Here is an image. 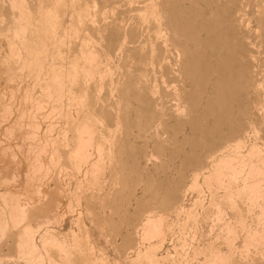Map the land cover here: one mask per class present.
I'll use <instances>...</instances> for the list:
<instances>
[{"label":"rangeland","instance_id":"374dc122","mask_svg":"<svg viewBox=\"0 0 264 264\" xmlns=\"http://www.w3.org/2000/svg\"><path fill=\"white\" fill-rule=\"evenodd\" d=\"M189 69L193 78L208 75L207 83L192 87ZM238 76L247 93L226 100L225 78ZM221 106H232V126ZM263 122L264 0H0V225L16 202L28 208L17 227L0 229V264H28L16 244L25 225L36 232L37 264H146L135 252L148 243H159L153 252L165 264H224L215 254L225 264H264V182L246 174L249 159L253 170L262 167ZM88 124L92 144L78 167L68 154ZM252 145L260 154L249 158ZM219 157L233 166L248 159L241 177L262 190L253 186L251 200L229 206L223 186L206 182ZM147 214L167 217L163 238L142 236ZM44 239L64 249L44 248Z\"/></svg>","mask_w":264,"mask_h":264},{"label":"bare ground","instance_id":"6f19581e","mask_svg":"<svg viewBox=\"0 0 264 264\" xmlns=\"http://www.w3.org/2000/svg\"><path fill=\"white\" fill-rule=\"evenodd\" d=\"M237 1V0H236ZM155 2V1H154ZM14 3V2H13ZM16 3V2H15ZM39 3V2H38ZM84 3V2H83ZM94 3V2H93ZM55 4H56V2H55ZM79 4V3H78ZM82 4V3H81ZM71 5H72V2H71ZM83 5V4H82ZM76 6V5H75ZM49 7H50V5H49ZM52 7V6H51ZM84 7V6H83ZM19 8V7H18ZM164 8V7H163ZM54 9H55V7H54ZM78 9V8H77ZM149 9V8H148ZM74 10V9H73ZM59 11V10H58ZM155 11V10H154ZM63 12V11H62ZM19 14H20V12H18ZM32 14V13H31ZM48 14V13H47ZM46 14V15H47ZM50 14V13H49ZM185 14V13H184ZM45 15V14H44ZM43 15V16H44ZM234 15V14H233ZM52 15H50L49 17H51ZM32 17V16H31ZM18 18V17H17ZM163 18V17H162ZM19 19V18H18ZM43 19H45V18H43ZM47 19V18H46ZM15 21V20H14ZM70 21V20H69ZM53 22V21H52ZM232 22V21H231ZM29 23V22H28ZM40 23V22H39ZM46 23V22H45ZM45 23H43V25L45 24ZM165 23H167V22H165ZM41 24V23H40ZM168 24H169V22H168ZM181 24V23H180ZM24 25V24H23ZM22 25V26H23ZM84 25H85V23H84ZM227 25H229V24H227ZM233 25V24H232ZM19 26V25H18ZM32 26V25H31ZM51 26V25H50ZM83 26V25H82ZM231 26V25H230ZM25 27H27V26H25ZM43 27V26H42ZM65 27V26H64ZM225 27V26H224ZM239 27V26H238ZM52 28V27H51ZM167 28H168V26H167ZM166 28V29H167ZM234 28H235V26H234ZM22 29V28H21ZM21 29H20V31H21ZM25 29V28H24ZM23 29V30H24ZM45 29V28H44ZM75 30V29H74ZM238 30H239V28H238ZM14 31H15V29H14ZM25 31H26V29H25ZM40 31H43V30H41L40 29ZM45 31V30H44ZM46 32V31H45ZM19 33H21V32H19ZM41 33V32H40ZM51 33V32H50ZM173 33V32H172ZM185 33V32H184ZM75 34V33H74ZM45 35H46V33H45ZM79 35V34H78ZM173 35H174V33H173ZM176 35V34H175ZM21 36V35H20ZM28 36V35H27ZM41 36H44V35H41ZM48 36V35H47ZM46 36V37H47ZM68 36V35H67ZM82 36V35H81ZM238 36V35H237ZM25 37V36H24ZM171 37V36H170ZM178 37V36H177ZM181 37V36H180ZM131 38V37H130ZM237 38V37H236ZM17 39V38H16ZM24 39V38H23ZM197 39V38H196ZM244 39V38H243ZM42 40H43V38H42ZM227 40V39H226ZM9 41V40H8ZM19 41V40H18ZM53 41V40H52ZM51 41V42H52ZM25 42V41H24ZM80 42V41H79ZM78 42V43H79ZM187 42V41H186ZM10 43V42H9ZM42 43V42H41ZM227 43V42H226ZM225 43V44H226ZM229 44V43H228ZM13 45V44H12ZM15 45V44H14ZM227 45V44H226ZM45 46V45H44ZM139 47H140V45H138ZM176 46V45H175ZM138 47V48H139ZM184 47V46H183ZM81 49V48H80ZM178 49V48H177ZM89 50V49H88ZM98 50V49H97ZM185 50V49H184ZM194 50V49H193ZM11 51V50H10ZM17 52V51H16ZM129 52V51H128ZM182 52V51H181ZM249 53V52H248ZM19 54V53H18ZM17 54V55H18ZM59 54V53H58ZM83 54V53H82ZM128 54V53H127ZM126 54V55H127ZM56 55V54H55ZM86 55H88V54H86ZM93 55V54H92ZM91 55V56H92ZM176 55V54H175ZM181 55V54H180ZM72 56V55H71ZM90 56V55H89ZM90 56V57H91ZM248 56V55H247ZM18 57H19V55H18ZM30 57V56H29ZM2 58V57H1ZM23 58V57H22ZM85 58H86V56H85ZM88 58V57H87ZM245 58V57H244ZM24 59V58H23ZM50 59V58H49ZM31 60V59H30ZM89 60V59H88ZM210 60V59H209ZM28 61V60H27ZM131 61V60H130ZM29 62H31V61H29ZM51 62V61H50ZM78 62V61H77ZM90 62V61H89ZM143 62V61H142ZM9 63H10V61H9ZM22 63V62H21ZM189 63V62H188ZM23 64V63H22ZM28 65H29V63H27ZM145 64V63H144ZM195 64V63H194ZM241 64V63H240ZM81 65V64H80ZM179 65V64H178ZM94 66H95V64H94ZM130 66H132V65H130ZM174 66V65H173ZM9 67V66H8ZM28 67V66H27ZM40 67V66H39ZM83 67V66H82ZM144 67V66H143ZM157 67V66H156ZM175 67V66H174ZM179 67V66H178ZM189 67H190V65H189ZM211 67V66H210ZM246 67V66H245ZM4 68V67H3ZM95 68V67H94ZM145 69V68H144ZM190 69H192V68H190ZM190 69H189V82H191V84L193 83V84H196V85H193L192 84V87H195V89L197 90V87H199L201 84V87L203 86V84H204V82L206 81V76H208V75H206V74H204V76H202V74H197L196 75V73H195V75H196V77L197 78H193L192 77V75H191V73L193 74V72H191L190 71ZM209 69V68H208ZM243 69V68H242ZM242 69H240L241 71H242ZM249 69V68H248ZM247 69V70H248ZM20 70V69H19ZM158 70V69H157ZM166 70V69H165ZM164 70V71H165ZM192 70H194V69H192ZM244 70V69H243ZM21 71V70H20ZM65 71V70H64ZM78 71V70H77ZM188 71V70H187ZM195 71V70H194ZM200 71V70H199ZM208 72H209V74H210V71H211V68L209 69V70H207ZM240 71V72H241ZM10 72V71H9ZM191 72V73H190ZM208 72H206V73H208ZM6 73V72H5ZM147 73V72H146ZM205 73V72H204ZM230 73H231V71H230ZM42 74V73H41ZM166 74V73H165ZM218 74H220V72L218 73ZM233 74V73H232ZM65 75V74H64ZM176 75V74H175ZM194 75V74H193ZM228 75V74H227ZM39 76V75H38ZM57 76V75H56ZM66 76V75H65ZM182 76H184V75H182ZM199 76V77H198ZM218 76V75H217ZM217 76H215V77H217ZM223 76V75H222ZM52 77V76H51ZM71 77V76H70ZM221 77V76H220ZM224 77V76H223ZM241 77H242V75H241ZM240 76H238L237 78H235V79H230V77L229 78H225V82H227V84H225V86L227 87V90H223V91H226V93L228 94V96H227V98H226V100H234V102H235V100L237 101L238 99H237V97L240 95V93L241 92H243V91H245L246 93H247V90H248V87L249 86H247V85H249L248 83L246 84V77H245V79H242ZM109 78V77H108ZM35 79V78H34ZM216 79V78H215ZM215 79H214V81H215ZM221 79H222V77H221ZM252 79V78H251ZM53 80V79H52ZM59 80H60V78H59ZM64 80V79H63ZM73 80V79H72ZM208 80V79H207ZM244 82H243V81ZM248 80V79H247ZM95 81V80H94ZM222 81H223V79H222ZM60 82V81H59ZM143 82V81H142ZM209 82V81H208ZM218 82V81H217ZM217 82H216V84H217ZM261 82V81H260ZM37 83V82H36ZM55 83V82H54ZM135 83V82H134ZM206 83H207V81H206ZM253 83V82H252ZM60 84V83H59ZM59 84L57 85V86H59ZM64 84V83H63ZM229 84V85H228ZM230 84H232V85H230ZM233 84H234V87H232L233 86ZM236 84H238V85H241L242 84V87H241V90H239V89H236ZM223 85H224V83H223ZM252 85V84H251ZM250 85V86H251ZM42 86V85H41ZM61 86V85H60ZM78 86V85H77ZM81 86H83L82 84H81ZM138 86V85H137ZM210 86V85H209ZM213 86V85H212ZM43 87V86H42ZM89 87V86H88ZM121 87V86H120ZM206 87V86H205ZM230 87H232V88H234V89H231ZM239 87V86H238ZM50 88V87H49ZM60 88V87H59ZM137 88V87H136ZM177 88V87H176ZM213 88V87H212ZM221 88H223V87H221ZM220 87H219V89H221ZM123 89H125V88H123ZM145 89V88H144ZM169 89V88H168ZM216 89V88H215ZM62 90V89H61ZM79 90V89H78ZM87 90V89H86ZM146 90V89H145ZM200 90V89H199ZM202 90V89H201ZM200 90V91H201ZM203 90H205V88L203 89ZM202 90V91H203ZM213 91V90H212ZM256 91V90H255ZM209 92V91H208ZM249 92V91H248ZM82 93H84V92H82ZM49 94V93H48ZM84 95V94H83ZM128 95V94H127ZM185 95V94H184ZM214 95V94H213ZM246 95V94H245ZM81 96V95H80ZM224 96H225V94H224ZM220 97V96H219ZM222 97V96H221ZM246 97V96H245ZM46 98V97H45ZM183 98V97H182ZM207 98V97H206ZM223 99V98H222ZM180 100V99H179ZM200 100V99H199ZM218 100L219 99H213V102H218ZM224 100V99H223ZM48 101V100H47ZM151 101V100H150ZM209 101H210V99H209ZM208 101V102H209ZM220 101V100H219ZM229 102V104H231V103H233V102ZM243 101V100H242ZM252 101V100H251ZM192 102V101H191ZM194 102V101H193ZM200 102V101H199ZM212 102V101H211ZM217 102H216V104H217ZM240 102V101H239ZM253 102H254V99H253ZM77 103V102H76ZM175 104V103H174ZM173 104V105H174ZM196 104V103H195ZM225 104V103H224ZM253 104V103H252ZM150 105V104H149ZM153 105H154V103H153ZM203 105V104H202ZM220 105V104H219ZM249 105H250V103H249ZM37 106V105H36ZM84 106V105H83ZM181 106V105H180ZM180 106L178 107V108H180ZM194 106V105H193ZM192 105H189L188 107H189V110L193 107ZM206 106V105H205ZM253 106V105H252ZM177 107V106H176ZM195 107V106H194ZM193 107V108H194ZM256 107V106H255ZM247 108V107H246ZM38 109V108H37ZM80 109V108H79ZM83 109V108H82ZM152 109V108H151ZM197 109V108H196ZM196 109H194V110H196ZM40 110V109H39ZM219 110H221L222 112L224 111L226 114H227V119L225 120V119H220L219 118V120L222 122L223 120H225V122H226V125H227V127H229V126H232L233 125V123H234V120H236V119H234L235 118V112H233V110H232V106H229V107H227V108H225V107H223V106H221V109H219ZM36 111V110H35ZM54 111V110H53ZM179 111V110H178ZM55 112V111H54ZM81 112V111H80ZM174 112H176V110L174 111ZM173 112V113H174ZM242 112V111H241ZM189 113H191V112H189ZM237 114H238V112H236ZM243 113V112H242ZM178 114H179V112H178ZM185 114V113H184ZM234 114V115H233ZM236 114V116H238ZM240 114V113H239ZM246 114V113H245ZM33 115V114H32ZM86 115V114H85ZM177 115V114H176ZM202 115V114H201ZM250 115V114H249ZM49 116V115H48ZM65 116V115H64ZM78 116V115H77ZM170 116V115H169ZM180 117V116H179ZM239 117V116H238ZM185 118V117H184ZM200 118V117H199ZM224 118H225V116H224ZM247 118V117H246ZM68 119V118H67ZM79 119V118H78ZM168 119V118H167ZM239 119V118H238ZM90 120V119H89ZM88 120V121H89ZM189 120H190V118H189ZM195 120V119H194ZM240 120V119H239ZM238 120V121H239ZM243 119H241V121H242ZM80 121H81V119H80ZM83 121H84V119H83ZM193 121V120H192ZM199 121V120H198ZM207 121V120H206ZM218 122V125H219V123H221V122ZM238 121H236V122H238ZM248 121V120H247ZM78 122V121H77ZM196 122V121H195ZM203 122V121H202ZM22 123V122H21ZM92 123V122H91ZM201 123V122H200ZM217 123V122H216ZM224 123V122H223ZM222 123V124H223ZM264 123V122H263ZM82 124H83V122H82ZM95 124V123H94ZM225 124V123H224ZM248 124H249V122H248ZM253 124V123H252ZM35 125V124H34ZM65 125V124H64ZM173 125V124H172ZM225 125V126H226ZM39 126V125H38ZM87 126H89V124L88 125H84V126H82V128L80 129H78V130H82L83 129V132H85V129H88V127ZM94 126V125H93ZM191 126V125H190ZM235 126V125H234ZM240 126H242V125H240ZM48 127H50V126H48ZM73 127V126H72ZM76 127V126H75ZM79 127V126H78ZM90 127V126H89ZM192 127V126H191ZM37 128V127H36ZM194 128V127H193ZM235 127H233L232 129H234ZM53 129V128H52ZM67 129V128H66ZM94 129V128H93ZM248 129V128H247ZM49 130V129H48ZM64 130V129H63ZM164 130V129H163ZM239 130V129H238ZM38 131V130H37ZM80 131L78 132L77 131V134H78V136H76L77 138V142L75 143L76 144V147L74 146V149H72V151L68 154V156L69 155H71L70 157H71V160H73V162L72 163H74V162H76V163H78V162H80L81 160H83L84 159V155H85V152L87 153V149H88V147L89 146H91V144H92V134L93 133H89L90 131L88 130V131H86L85 133H83V132H81L80 133ZM194 131V130H193ZM65 132V131H64ZM204 132V131H203ZM236 132V131H235ZM238 133H239V131H237ZM202 133V132H201ZM65 134H67V133H65ZM30 136V135H29ZM66 136V135H65ZM31 137V136H30ZM234 137V136H233ZM232 137V138H233ZM259 137V136H258ZM64 138V137H63ZM191 138V137H190ZM230 138V137H229ZM69 139V138H68ZM221 139V138H220ZM225 139H227V138H225ZM232 141H234V140H232ZM236 141V140H235ZM240 141V140H239ZM56 142V141H55ZM60 142H61V140H60ZM225 142H227V140L225 141ZM236 142H238V141H236ZM241 142V141H240ZM240 142H238V143H240ZM227 143H229V142H227ZM232 143V142H231ZM230 143V144H231ZM237 143V145L236 146H238V148H239V145L240 144H238ZM52 144V143H51ZM50 144V145H51ZM155 144V143H154ZM243 144V143H242ZM57 145V144H56ZM55 145V146H56ZM210 145V144H209ZM226 145V144H225ZM229 145V144H228ZM245 145V144H244ZM47 146V145H46ZM55 146H53L54 148H55ZM97 146V145H96ZM99 146V145H98ZM206 146V145H205ZM216 146V145H215ZM227 146V145H226ZM230 147H231V145H229ZM242 146V145H241ZM240 146V147H241ZM251 146V145H250ZM52 147V146H51ZM52 147V148H53ZM57 147V146H56ZM207 147V146H206ZM243 147V146H242ZM101 148V147H100ZM217 148V147H216ZM226 148V147H225ZM225 148H223V149H225ZM249 148V147H248ZM56 149V148H55ZM55 149H53V150H55ZM97 149V148H96ZM231 149V148H230ZM236 149V148H235ZM262 149V148H261ZM249 151H248V154H247V156L249 157V158H251V157H253L254 155L257 157V156H259V155H256V153H258V154H260L259 153V151H258V149H257V147H255V146H253L252 145V147H250V149H248ZM37 151V150H36ZM44 151V150H43ZM70 151V150H69ZM52 152V151H51ZM96 152H97V154L99 153V156L100 155H102V150H100V149H97L96 150ZM55 153V152H54ZM53 153V154H54ZM56 153H58L57 152V149H56ZM205 153V152H204ZM215 153V152H214ZM230 153H232L231 151H230ZM234 153H236V152H234ZM88 154V153H87ZM49 155H51V154H49ZM56 155V154H55ZM234 155H236V154H234ZM38 156V155H37ZM87 156V155H86ZM92 156V155H91ZM174 156V155H173ZM225 156V155H224ZM242 156V155H241ZM212 157V156H211ZM256 157H254V158H256ZM260 157H261V155H260ZM98 158V157H97ZM187 158V157H186ZM235 158V157H234ZM236 158H238V160H240V158H239V156L238 157H236ZM264 158V157H263ZM51 159V158H50ZM56 159V158H55ZM89 159V158H88ZM99 159V158H98ZM171 159V158H170ZM169 159V160H170ZM241 159H243L242 157H241ZM258 159H259V157H258ZM262 159V158H261ZM260 159V160H261ZM52 160V159H51ZM51 160H50V162H51ZM60 160V159H59ZM70 160V159H69ZM68 160V161H69ZM84 160H86V158L84 159ZM231 160H232V158H231ZM251 160L252 159H249V161H248V159H247V161H248V164L249 165H247L248 167L250 166V170H248V171H246V172H248V173H246L248 176H250V177H255V176H258V179H259V181H258V183L259 184H257V186L258 185H260V181L262 180V182H264V177H262V175L264 174V159H262L261 161H262V163H261V161L259 162V161H257V163H260V165L262 166V167H258L257 166V164H256V162H255V164H256V168H259L260 170H262L263 172H261L259 169H257V170H253V167H254V165H253V163L251 162ZM256 160H257V158H256ZM36 161H37V159H36ZM183 161L185 162V160L183 159ZM232 161H236V159H234V160H232ZM247 161H245V162H247ZM96 162V161H95ZM99 162H101V161H99ZM244 161L242 162H239L238 163V165L237 166H233L232 164H231V161L228 159V158H224V157H222V158H218V160H216V162L214 163V164H212V172H211V174H210V176L208 175V178H206V182H208V181H214V183H216L217 184V186H220V187H222L223 186V188H224V191L222 192L223 194H222V196L224 197V199L223 200H226L225 202H227L228 204H229V206H232L233 208H236V207H238L237 205H238V200H251L252 199V197H253V195L255 194V193H257L258 191H257V189L256 190H254L255 188L254 187H256L255 185V182H253V180H251L255 185H251V183H250V181H248L249 179H253V178H248L247 176L245 177V178H243L242 179V177H241V172H242V168L240 167V169L238 168L239 166H242V164H244L245 163ZM41 163V162H40ZM53 163H54V161H53ZM71 163V162H70ZM71 163V164H72ZM87 163V162H86ZM97 163V162H96ZM183 163V162H182ZM250 163H252L251 165H250ZM37 164H39V163H37ZM57 163H55V165H56ZM75 164V163H74ZM83 164H84V161H83ZM93 164V163H92ZM33 165V164H32ZM36 165V164H35ZM40 166H41V164H39ZM76 165H78V167H79V163L78 164H76ZM97 166H98V164H96ZM175 165V164H174ZM37 166V165H36ZM35 166V167H36ZM54 166V165H53ZM92 166V165H91ZM90 166V167H91ZM245 166V165H244ZM75 167V169L77 168V166H74ZM94 167H95V165H94ZM243 167V166H242ZM252 167V168H251ZM37 168H40V169H42L43 167H37ZM81 168V167H80ZM255 168V167H254ZM262 168V169H261ZM40 169H39V171H40ZM78 169V168H77ZM99 169V168H98ZM205 169V168H204ZM38 170V169H37ZM46 170V169H45ZM45 170H43L44 172H45ZM59 170H60V168H59ZM207 170V169H206ZM36 171V170H35ZM33 172V171H32ZM79 172V171H78ZM78 172H76V173H78ZM83 172V171H82ZM34 173H36V172H34ZM46 173V172H45ZM88 173V172H87ZM262 173V174H261ZM80 174V173H79ZM91 174V173H90ZM259 174V175H258ZM59 175V174H58ZM84 175V174H83ZM82 175V176H83ZM92 175H94V174H92ZM197 175V174H196ZM207 175V174H206ZM68 176V175H67ZM97 176V175H96ZM245 176V175H244ZM264 176V175H263ZM73 178V177H72ZM92 178V177H91ZM204 179H205V177H203ZM81 179V178H80ZM255 179H257V177H255ZM194 180V179H193ZM192 180V181H193ZM85 181V180H84ZM238 181H241L242 183L241 184H238L237 185V182ZM86 182V181H85ZM225 183V184H223V183ZM92 183V182H91ZM256 183H257V181H256ZM79 184V183H78ZM89 184V183H88ZM93 184V183H92ZM98 184V183H97ZM97 184H96V186H97ZM207 185V184H206ZM77 186V185H76ZM79 186V185H78ZM77 186V187H78ZM209 186V185H208ZM254 186V187H253ZM76 187V188H77ZM197 187V186H196ZM214 187H216V185L214 186ZM219 187V188H220ZM261 186H259V187H256V188H258V189H261L262 190V187L260 188ZM264 187V186H263ZM81 188V187H80ZM99 188V187H98ZM196 189V188H195ZM210 189V188H209ZM77 190H78V188H77ZM59 191V190H58ZM209 191V190H208ZM80 192V191H79ZM186 192V191H185ZM210 192V191H209ZM216 192V191H215ZM261 192H263L264 193V191H260L259 192V194H263V193H261ZM81 194V193H80ZM258 194V193H257ZM256 194V195H257ZM38 195V194H37ZM209 195H210V193H209ZM214 195V194H213ZM216 195V194H215ZM78 197V196H77ZM219 197V196H218ZM222 197V198H223ZM76 198V197H75ZM215 198V197H214ZM261 198H262V196H261ZM17 198H15V200H16ZM256 199H257V197H256ZM103 200V199H102ZM3 201V200H2ZM17 201V200H16ZM158 201H160V200H158ZM157 201V203H158V205L160 204L159 202ZM253 201V200H252ZM262 201V200H261ZM165 202H168V201H165ZM212 202V201H211ZM254 202H256V201H254ZM5 203H6V201H5ZM50 203V202H49ZM162 203V202H161ZM215 203H217V202H215ZM249 203V202H248ZM253 203V202H252ZM0 204H2V203H0ZM8 204H10V202L9 203H7L6 205H8ZM16 204H17V202L15 203V206H16ZM57 204H58V202H57ZM164 204V203H163ZM162 204V205H163ZM244 204V203H243ZM242 204V205H243ZM6 205H5V207H6ZM38 205V204H37ZM156 205V204H155ZM161 205V206H162ZM11 207V209H12V211H10V209H9V211L10 212H8V210L6 209V211L8 212V215H6L5 216V219L6 218H9L8 219V222H5V223H3L4 224V226H2L3 224H1L0 225V227L2 226V228H0L1 229V232L3 231L4 232V230L6 231V232H8L5 228H7V225H8V223L10 224L11 222L10 221H14L13 222V224H11V226L12 225H14V226H16L15 224H19V223H17V222H22V221H24V219L25 218H27V212H28V210H27V212H26V208L25 207H20V205L18 204L16 207ZM161 206H159V207H161ZM165 206H167L166 205V203H165ZM165 206L163 207V208H165ZM228 206V207H229ZM259 206V205H258ZM1 207V206H0ZM31 207V206H30ZM158 207V206H157ZM216 207V206H215ZM246 207V206H245ZM252 207V206H251ZM9 208H10V206H9ZM152 208H154V207H152ZM174 208V207H173ZM263 208H264V206H263ZM28 209V208H27ZM37 209V208H36ZM57 209V208H56ZM159 209V208H158ZM167 209V208H166ZM202 209V208H201ZM68 210V209H67ZM153 210V209H152ZM160 211H161V209H159ZM190 210V209H189ZM217 210V209H216ZM220 210V209H219ZM5 210H3V212H4ZM39 210L37 209V212H38ZM43 210H41V212H42ZM44 211H46V210H44ZM146 211V210H145ZM177 211V210H176ZM179 211H181L180 209H179ZM178 211V212H179ZM238 211V210H237ZM247 211V210H246ZM35 212V211H34ZM40 212V211H39ZM253 212V211H252ZM147 213H148V209H147ZM161 212H159V214H160ZM179 213H181V212H179ZM189 213V212H188ZM242 213V212H241ZM245 213V212H244ZM1 214V213H0ZM3 214H5V213H3ZM77 214H79V213H77ZM149 214H151V213H149ZM192 216H193V214L192 213H190ZM190 214H188V216H190ZM260 214V213H259ZM35 215V214H34ZM39 215V214H38ZM40 215H43V213H41ZM64 215V214H63ZM145 215V214H144ZM148 215V214H147ZM238 215H240V214H238ZM10 216V217H9ZM79 216H80V214H79ZM165 216V215H164ZM195 216V215H194ZM246 216V215H245ZM1 217V216H0ZM77 217H78V215H77ZM166 217V216H165ZM165 217H163V215L162 216H160V215H158V217L156 216H154V217H152V216H149L148 215V217L145 219V221H144V223H143V226H142V236H144V238H145V240L147 239L148 241H150V240H153V239H155V238H159V237H164L163 236V233H164V227H166L167 226V224H166V219H165ZM177 217V216H176ZM191 217V216H190ZM218 217V216H217ZM216 217V218H217ZM241 217V216H240ZM240 217H238V218H240ZM261 217V216H260ZM48 218V217H47ZM46 217L45 218H43V219H47ZM167 218V217H166ZM194 218L196 219V217H193V219L192 220H194ZM2 219H3V216H2ZM14 219H16V223H15V220ZM21 219V220H20ZM38 219V218H37ZM79 219H81V217L80 218H78V220ZM205 219V218H204ZM219 219V218H218ZM241 219V218H240ZM245 219V218H244ZM7 220V219H6ZM5 220V221H6ZM17 220H20V221H17ZM49 220V219H48ZM177 220V219H176ZM191 220V221H192ZM0 221H1V219H0ZM47 221V220H46ZM50 221V220H49ZM81 221V220H80ZM178 221V220H177ZM187 221V220H186ZM221 221H222V219H221ZM229 221V220H228ZM3 222V221H2ZM2 222H0V223H2ZM237 222V221H236ZM48 223H50V222H48ZM182 223V222H181ZM196 223V222H195ZM24 224V223H23ZM45 224V223H44ZM142 224V223H141ZM170 224V223H169ZM185 224V223H184ZM213 224V223H212ZM237 224V223H236ZM25 225V224H24ZM39 225V224H38ZM195 225V224H194ZM19 226V225H18ZM27 225H25V227L24 226H22V227H24V229L22 228V230H20V232H18L19 234H20V238H19V240L20 241H18L19 243H17L16 242V244H17V246H18V248L20 247V248H24L25 249V254L27 255V257H26V260H27V263L28 264H37L36 262L37 261H41L42 259H41V257H42V254L41 253H38L37 252V247L35 246V243H34V241H33V235L32 234H35L36 232H32V229L30 228V227H26ZM171 226V225H170ZM226 226V225H225ZM242 226V225H241ZM9 227V226H8ZM17 227V226H16ZM15 227V228H16ZM37 227V226H36ZM140 227V226H139ZM172 227V226H171ZM222 227V226H221ZM243 228H244V225L242 226ZM12 228H13V226H12ZM20 228V229H21ZM173 228V227H172ZM185 228V227H184ZM195 228V227H194ZM197 228V227H196ZM247 228H248V226H247ZM10 229V228H9ZM17 229H19V228H17ZM38 229H39V227H38ZM37 229V230H38ZM101 229V228H100ZM167 229H168V227H167ZM166 229V230H167ZM169 229H170V227H169ZM250 229V228H249ZM263 229V228H262ZM140 230V231H141ZM197 230V229H196ZM34 231V230H33ZM186 231V230H185ZM189 231H190V229H189ZM252 231V230H251ZM257 231V230H256ZM5 232V233H6ZM71 232V231H70ZM227 232H228V230H227ZM231 232H234V231H231ZM17 233V234H18ZM22 233V234H21ZM171 233V232H170ZM74 234V233H73ZM232 234H234V233H232ZM255 234H256V232H255ZM259 234V233H258ZM70 235H72V232H71V234ZM87 235V234H86ZM135 235V234H134ZM257 235V234H256ZM3 236V235H2ZM17 236V235H16ZM74 236V235H73ZM85 236V235H84ZM234 236V235H233ZM233 236L231 237L232 238V240H233ZM253 236V235H252ZM259 237H260V235H258ZM87 237V236H86ZM190 237H192V236H190ZM258 237V238H259ZM262 237V236H261ZM4 238V237H3ZM18 238V237H17ZM75 238V237H74ZM77 238V237H76ZM144 238H143V240H144ZM193 238V237H192ZM195 238V237H194ZM217 238V237H216ZM237 238V237H236ZM263 238V237H262ZM43 239V238H42ZM49 239H51V238H49ZM47 240V239H44V240H42L41 242H42V247L44 246V245H49V246H51V247H53V248H59L58 250H60V252H61V249L63 248L64 249V247H63V245H62V243L61 242H59V241H54V240ZM70 239H71V237H70ZM244 239V238H243ZM261 239V238H260ZM38 240V239H37ZM160 240V239H159ZM158 240V241H159ZM192 240V239H191ZM235 240V239H234ZM234 240H233V242H234ZM79 241H80V239H79ZM156 241V240H155ZM180 241H182V240H180ZM184 242V244L185 243H187L185 240H183ZM193 241V240H192ZM259 241V240H258ZM92 242V241H91ZM138 242V241H137ZM160 242V241H159ZM162 242V241H161ZM160 242V243H161ZM170 242V241H169ZM205 242V241H204ZM227 242V241H226ZM244 242V241H243ZM63 243H65V242H63ZM141 243V242H140ZM153 243H156V242H153ZM229 243V242H228ZM245 244H246V242H244ZM244 243H243V245H244ZM249 243V242H248ZM259 243V242H258ZM242 244V243H241ZM250 244V243H249ZM65 245V244H64ZM79 245V244H78ZM157 244H154V245H152V244H150V243H148V246L147 245H145V246H147L145 249L143 248V250H137V252H135L136 253V257L140 260L141 259V261L140 262H142L143 260L146 262V264H165L163 261H161L160 259H161V257L159 256V258L154 254V249H156V247H158V249H159V243H158V245L156 246ZM161 245V244H160ZM263 245V244H262ZM46 246V247H47ZM66 246V245H65ZM181 246H182V244H181ZM185 246V245H184ZM229 246H231V245H229ZM246 246V245H245ZM78 247V246H77ZM80 247V246H79ZM91 247V246H90ZM244 247V246H243ZM243 247H242V249H243ZM16 249V250H19V249ZM44 248H45V246H44ZM48 249H49V247H47ZM67 248V247H66ZM87 248H89V247H87ZM138 248V247H137ZM177 248V247H176ZM176 248H174V249H176ZM180 248V247H179ZM248 248V247H247ZM43 249V248H42ZM90 250H91V248H89ZM182 249V248H181ZM180 249V250H181ZM218 249V248H217ZM236 249V248H235ZM57 250V249H56ZM157 250V249H156ZM20 251H22L21 249H20ZM47 251V250H46ZM64 250H62V252H63ZM132 251V250H131ZM19 252V251H18ZM47 252H49L50 253V251H47ZM47 252H45L46 253V255H47ZM53 252V251H52ZM59 252V251H58ZM80 252V251H79ZM213 252V251H212ZM216 252V251H215ZM226 252V251H225ZM230 252V251H229ZM251 252V251H250ZM48 253V254H49ZM66 253H67V251H66ZM82 253V252H81ZM178 253V252H177ZM246 253V252H245ZM19 254V253H18ZM22 254H23V252H22ZM23 255V256H26V255ZM40 254H41V256H40ZM62 254V253H61ZM175 254V253H174ZM186 254V253H185ZM208 254V253H207ZM210 254H212V253H210ZM209 254V255H210ZM219 254V253H218ZM225 254H227V253H225ZM59 255H60V253H59ZM64 255H65V253H64ZM63 255V256H64ZM203 255V254H202ZM214 255V254H213ZM247 255V254H246ZM19 256H20V254H19ZM49 256V255H48ZM47 256V257H48ZM61 256V255H60ZM65 256H67V254L65 255ZM71 256V255H70ZM162 256V255H161ZM165 256V255H164ZM164 256H162V257H164ZM167 256V255H166ZM171 256V255H170ZM199 256V255H198ZM224 256V255H223ZM52 257V255H51V253H50V257L48 258V259H50ZM168 257V256H167ZM172 257V256H171ZM170 257V258H171ZM205 257V256H204ZM204 257H203V259H204ZM208 257V256H207ZM213 257V256H212ZM230 257V256H229ZM244 257H246V256H244ZM43 258V257H42ZM53 258V257H52ZM64 259H65V257H63ZM67 258V257H66ZM135 258V257H134ZM166 258V257H165ZM173 258V257H172ZM191 258V257H190ZM225 258H226V256H225ZM228 258V257H227ZM22 259V258H21ZM63 259V260H64ZM137 259V260H138ZM168 259V258H167ZM174 259V258H173ZM176 259V258H175ZM206 259V258H205ZM223 257H221L220 256V254L219 255H217V254H215L214 255V262L215 261H217V262H220V263H224L225 264V262H223ZM51 261L53 260V259H50ZM60 260V259H59ZM62 260V259H61ZM172 260V259H171ZM184 260V259H183ZM195 260H196V258H195ZM213 260H210V261H213ZM227 260V259H226ZM232 260V259H231ZM50 261V264L52 263V264H57V262L58 261H56V262H54V260H53V262H51ZM66 261V260H65ZM65 261H64V264H65ZM131 261V260H130ZM136 261V260H135ZM205 261V260H204ZM43 261H41V263H42ZM62 262V261H61ZM60 262V263H61ZM129 262V261H128ZM137 262V261H136ZM166 262V261H165ZM172 262H174V263H171L170 262V264H178L179 263V261H178V263H177V260H176V263H175V260H172ZM200 262V261H199ZM206 262L208 263V260H206ZM216 262V263H217ZM59 263V262H58ZM70 263V262H69ZM84 263V262H83ZM90 263V262H89ZM166 263H168V262H166ZM210 263V262H209ZM40 264V263H39ZM62 264V263H61ZM68 264V263H67ZM91 264V263H90ZM184 264H186V263H184ZM213 264V263H212ZM218 264V263H217ZM235 264V263H234Z\"/></svg>","mask_w":264,"mask_h":264}]
</instances>
